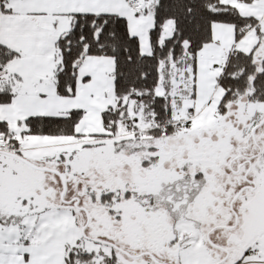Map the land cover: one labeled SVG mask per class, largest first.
Wrapping results in <instances>:
<instances>
[{
	"label": "snow or ice",
	"instance_id": "1",
	"mask_svg": "<svg viewBox=\"0 0 264 264\" xmlns=\"http://www.w3.org/2000/svg\"><path fill=\"white\" fill-rule=\"evenodd\" d=\"M0 264H264V0H0Z\"/></svg>",
	"mask_w": 264,
	"mask_h": 264
}]
</instances>
